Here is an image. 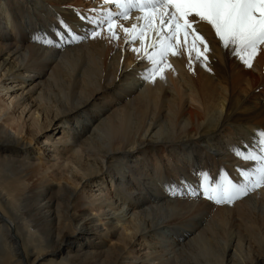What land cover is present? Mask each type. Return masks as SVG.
I'll return each mask as SVG.
<instances>
[{
  "label": "bare ground",
  "instance_id": "obj_1",
  "mask_svg": "<svg viewBox=\"0 0 264 264\" xmlns=\"http://www.w3.org/2000/svg\"><path fill=\"white\" fill-rule=\"evenodd\" d=\"M90 3L0 0V87L29 85L36 107L24 133L0 123V264H264V186L229 204L199 187L238 184L253 166L233 148L246 155L264 133V46L246 67L199 23L209 50L196 41L198 58L181 35L180 59L146 80L134 49L155 33L142 46L122 30L141 13L115 24L116 48L89 23L115 8ZM61 21L83 39L69 42ZM46 145L61 164L42 159Z\"/></svg>",
  "mask_w": 264,
  "mask_h": 264
},
{
  "label": "snow or ice",
  "instance_id": "obj_2",
  "mask_svg": "<svg viewBox=\"0 0 264 264\" xmlns=\"http://www.w3.org/2000/svg\"><path fill=\"white\" fill-rule=\"evenodd\" d=\"M107 4H115L119 10L115 15L121 19H128L134 10L141 13L137 17L142 23L133 25L130 29L123 28L126 42L140 40L144 45L145 37L151 38L146 47L134 49L143 51L145 59L152 65L144 75V79L153 80L163 70L166 56L169 52L176 55L171 41L183 35L185 43L193 38L192 50L199 58L201 53L196 48V41L204 44V52L209 49L203 37L197 34L194 25L205 23L211 27L220 44L225 49L231 48L232 54L238 57L246 67L252 66V60L257 55L260 46H264V0H104ZM93 25L90 35L96 37L100 29L105 28L112 39L115 20L111 12H104L97 19H89ZM62 27L70 37L69 42H78L83 39L71 31L61 21ZM53 47H59L42 37H33ZM148 49H151L149 52ZM260 139L253 151L243 154L239 148H233L237 157L250 162L253 166L248 172L242 173L243 181L233 183L222 177L215 185H206L201 182L199 187L206 199L216 203H232L236 199L246 196L249 192L264 186V133H259Z\"/></svg>",
  "mask_w": 264,
  "mask_h": 264
},
{
  "label": "rangeland",
  "instance_id": "obj_3",
  "mask_svg": "<svg viewBox=\"0 0 264 264\" xmlns=\"http://www.w3.org/2000/svg\"><path fill=\"white\" fill-rule=\"evenodd\" d=\"M88 1L91 2L89 4V6H92L93 4L95 5L97 2H100L101 0H88ZM95 10H97V8H92L91 11L94 12V13L95 12H98V11H95ZM117 12L118 11L116 10V8H115V10L113 12H111L113 14V19L115 20V24L117 22H119L121 24H124L126 21L130 20V17H133V13H134V12H131L129 14L128 19L125 20V19H121L118 16H116L115 14ZM105 28H106V26H105ZM105 28H101L100 31L103 30V32L104 31L107 32L105 30ZM114 32L116 34V38L113 39V40H114V44H116V48H120V46L121 47H124L125 44L124 43L121 44V42H120V36H122V33L120 32V30L116 26L114 27ZM106 36H109V33L108 32L106 33ZM190 36H191V33H190ZM171 43L174 46V50L177 53L176 55H174V58L176 56L177 58L180 59L181 53H180V49L178 47V38L173 39L171 41ZM170 54H171V52H169V54L167 55V57H169ZM169 61L171 63H173V65L171 64L172 69H175V71H177L176 74H175L176 85H177L176 87L179 88L180 90H183L184 91L185 90L184 88L185 87H188L186 85V82H187V80H189V78H188L185 70L179 69L177 66L175 67V61H173V59H171V57L169 58ZM1 81L2 80H0V82ZM4 83L7 84L6 87H9L10 85L12 87L10 89H8L7 91L6 90L2 91V89L0 87V123H3L4 125H7V127H8L7 129L10 132H13L14 133L16 131H18V132L19 131H22L24 133L25 130L28 129V127H29V125L31 123V120L33 119L32 116L35 117L34 113H32V112L35 110L36 107H34L33 104H31L32 97L35 96V93L29 94L27 92L28 93L27 94L26 93V91H27L26 89L29 88V85L27 86V88L20 87L19 84L21 85V83L19 81H16V80L15 81L14 80H11V81L8 80V81H4ZM25 84L26 83H23V86H26L28 83L26 85ZM0 86H1V83H0ZM14 95L16 96L17 99L14 98L15 97ZM18 98H20V102H19V99ZM21 98H23L25 101H24V103L21 106H19V104L17 105L15 102L18 101L19 103H21L22 102L21 101ZM27 103H30V106H29L30 108L27 107L24 112H21L22 109H23V105L24 104H27ZM15 105H16V107H15ZM45 133L46 134H44V135L37 134L35 140H38V141L42 142L47 137V134H49V132H45ZM55 134L53 136H55ZM44 147L46 149L43 150L45 155H44V157L42 156L43 157L42 159H44V161L48 165H53L55 163L61 164V160L58 158V155H56V153H54L52 151L53 148H51L50 145H46ZM56 167H58V166H55L54 170H56L57 172H59V169H56ZM60 167H63V166H60ZM62 169H66V168H62ZM60 171H61V169H60ZM79 193H82L81 195L83 197H86V196H88L90 194L93 195V192H91L90 189H88V187L85 188L84 190L80 191ZM105 227L106 226H104L103 228H105ZM134 247L136 249L139 248L136 245Z\"/></svg>",
  "mask_w": 264,
  "mask_h": 264
}]
</instances>
